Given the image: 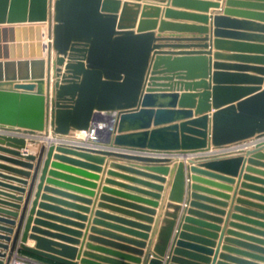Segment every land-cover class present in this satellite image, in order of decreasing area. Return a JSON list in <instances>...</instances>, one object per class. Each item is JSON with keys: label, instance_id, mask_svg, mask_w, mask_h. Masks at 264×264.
I'll use <instances>...</instances> for the list:
<instances>
[{"label": "water", "instance_id": "95a60500", "mask_svg": "<svg viewBox=\"0 0 264 264\" xmlns=\"http://www.w3.org/2000/svg\"><path fill=\"white\" fill-rule=\"evenodd\" d=\"M127 1L121 3L119 0H0V131L10 134V136L0 134V152L8 155L2 156V159L30 170L36 158L16 150V147L25 144V140L18 135L35 138L43 133H51L53 137H66L74 132H88L91 127L105 123L106 119L109 123L114 114L112 130L109 131L108 127L103 131L98 130L96 141L70 146L51 144L49 151L69 149L140 163L144 166V171L158 176H150L132 168L127 170L162 183L164 180L160 176L169 173L167 167L168 164H172L171 160L135 156L114 150L186 155L204 151L210 146L227 148L257 141L249 150L240 148L231 153L188 160L189 164L194 166H188L186 170L194 175L223 181L240 179L244 169L243 156L251 155L252 159L264 157L261 154V151H264V89L257 92L258 88H240L248 81L244 73L248 70L245 65L250 63L263 68L260 70V78L249 82H253L255 87L264 84V79L261 78L264 77V55L253 58L244 55L235 56V59L242 64L235 66V73L231 75L227 72H215L211 94L203 92L198 95L181 96L180 104L189 108L154 109L153 106L158 99L169 98L174 103L178 98L176 94H156L157 91L151 87H155L154 83L159 81L168 82L174 78L177 81L198 80L195 84H185V86L203 87L207 91L208 84L205 80L209 77L210 60L207 58L208 52L201 50L178 54L171 52L152 54V50L156 48L154 43L186 39L155 36L153 28L142 26L144 13L141 14L140 23L136 27V17L139 16L141 5L136 4L138 0H131L134 3ZM178 1L181 2V0H173V2ZM145 9L159 11L158 7L147 3L142 10ZM169 12L170 10L167 9L166 15ZM203 19L207 21V18ZM209 19L212 20L214 27L213 37L233 40L240 37L237 32L241 26L239 21L223 15H215ZM193 29L203 34L207 32L204 27ZM202 40L191 38L190 41L202 43ZM193 47L205 48L201 44H193ZM44 48L47 49V60L43 57ZM250 49L245 47L243 53L248 54ZM216 69L226 71L222 70V66ZM145 82H150V86L142 90ZM50 86L51 95L46 93V88ZM247 93L255 94L240 100ZM196 98H198V112L201 114L207 109L209 101L212 103L215 112L210 120L208 116H199L184 124L166 126L180 117H192L191 109L196 104ZM139 99H141L140 104H138ZM224 104L228 106L224 107ZM102 115L110 116L104 118ZM3 141L7 142L5 147L1 146ZM30 142L36 143L33 139H30ZM12 146L16 147L12 148ZM44 151L45 146L41 145L36 165H39ZM183 168L181 162L173 164L171 171L175 175L170 193L171 199L178 200L182 193ZM0 169L6 173H0V179L3 180L0 182V188L7 190H0V197L3 198H0V264H10L18 250L55 264L142 263L141 259L144 257L142 249L148 245L144 241H149L147 234L130 232L143 242L125 240L117 236L113 237L116 242H110L100 237L101 233L97 232V236L86 235L77 252L61 245L53 248L45 237L55 238V236L35 228L32 230L33 235L29 237L25 233L21 234L29 197L36 179L37 166L30 183H28L30 178L28 172L7 166H0ZM198 176L192 178L188 176L187 179L200 182ZM144 185L151 191L131 186L124 187L152 200H142L128 194L123 196L155 208L157 204L152 201L160 199L159 192L162 191V187L154 184ZM187 188L191 191L188 193L185 205L190 207H200L195 201L206 199L195 194V191L212 193L197 184L190 183ZM25 193L24 199L22 195ZM116 204L129 206L150 216L154 214L153 210L124 202L116 201ZM201 207L208 210L204 206ZM177 209L179 210L180 206H177ZM184 212L192 213L188 209ZM194 213L198 217L209 218L199 212ZM131 215L138 220H144L145 223H152L149 217ZM183 221L206 226L189 218H183ZM171 225L172 222L163 220L157 234L154 253L149 256L147 254L142 264H161L162 252L166 250V244L172 235ZM134 226L145 232L150 231L149 226L139 224ZM207 227L212 226L207 225ZM24 229L26 230L27 226ZM181 229L188 228L182 223L178 226L164 264H200L177 257L201 259L182 250L185 246L182 240L194 238L181 232ZM27 239L34 241L35 246H26ZM86 240L100 246H86L90 252H83ZM103 247H111L114 251ZM188 247L198 253L207 252L196 246ZM91 251L107 257L98 256ZM217 255L218 248L211 264H214Z\"/></svg>", "mask_w": 264, "mask_h": 264}, {"label": "crops", "instance_id": "0c3cea01", "mask_svg": "<svg viewBox=\"0 0 264 264\" xmlns=\"http://www.w3.org/2000/svg\"><path fill=\"white\" fill-rule=\"evenodd\" d=\"M119 1L123 3L127 0ZM127 2L134 3V1L131 0ZM137 2L136 4L141 5V8L138 18L136 17V27L140 23L141 14L144 13L145 17L142 19L144 24L142 26L153 28L152 31L155 36H175L178 39H186L183 41L154 43L156 44V48L152 50V54L155 52H171L178 54L181 52L185 53L201 50V52H208L207 58L210 60L209 77L205 80L206 84H208L207 91L203 87L193 88L185 86V84H195L198 80L177 81L175 80L176 78H174L168 82L159 81L154 83L155 87H151L157 91L156 94H176L178 98L174 103L169 98L158 99L153 106L154 109L189 108L180 104L181 96L183 94L198 95L203 92L211 94V89L214 86L213 74L215 72H227L231 75L235 73V66L242 64L235 59V56L244 55L253 58L254 56L264 55V0H181V2H173V0H138ZM145 3L158 7L159 11L156 12V10L153 9L142 10ZM167 9L170 10L168 15H166ZM215 15H223L229 19L239 21L241 26L237 32L240 34V37L237 40L225 37H213L212 30L214 27L212 25V20L209 18ZM203 18H207V21H204ZM154 20H156V24H154ZM197 27H204L207 32L204 34L197 32L193 29ZM191 38H201L203 40L202 43H197L195 41H190ZM45 40L47 42L46 37ZM193 44H201L204 45L205 48H194ZM245 47L251 48L248 54L243 53ZM46 50L47 49L44 48V60H47ZM217 65L222 66V70L226 71H217ZM245 66L248 67L247 72L244 73L248 81L240 88H258L259 91L257 92H260L264 89V84L262 83L258 87H255L252 84L253 82H249V80L260 78V70L263 67L253 65L252 63L246 64ZM52 74L53 71L51 68V82ZM261 78L262 80L264 79V77ZM169 85L172 87H163ZM148 86H150V82H145L142 90L148 88ZM50 90H52L51 86L48 89L46 88V93L48 92L51 95L52 91ZM252 94H244L240 100ZM140 100L141 99L138 100V104H140ZM195 100L196 104L193 109H191L193 113L192 117H180V119H176L174 123L166 126L184 124L199 116H208L210 120L211 115L215 112L212 103L209 101L207 109L201 114L198 112V98ZM223 106L225 107L228 105L224 104ZM109 116L110 115H102L104 118H109ZM107 122L108 119H106L105 123L99 124L101 126L107 125ZM152 122L151 124H153ZM103 128L102 130H106L105 127ZM0 134L10 136V134L1 131ZM18 137L23 138L25 144L19 147L15 146L17 148L16 150L22 154L25 152L36 158L32 163V169L27 170L19 165L7 163L2 159V156L8 155L2 152H0V166H7L14 170L28 172L30 174L28 183L31 182V177L37 166L36 179L29 197L21 234L25 233L26 236L29 237L33 235L32 230L35 228L55 236V238L45 237V240L50 242L53 248L57 245H61L73 249L75 252L79 251L86 235L88 237L97 236V232L101 233L100 235L102 236L100 237L110 242H116L113 240V237L116 236L124 238L125 240L143 242L139 237L133 236L130 232L147 234L149 241H144V243L148 245L142 249L144 257H142L141 260L143 263L147 254L149 256L154 253L158 231L163 220L166 219L172 222V235L169 242L166 244V250L162 252L163 260L161 264L165 263L174 235L181 223L186 225L188 229H181L180 231L194 238L182 240L185 244L182 250L194 254L201 259L177 256L179 258L200 262V264H211L215 251L218 248V255L214 264H264V157L252 159L251 155L243 156L244 169L242 171V177L240 179L233 178L229 181L194 175L192 172L186 170V167L194 166L189 164L188 160L231 153L240 148H243L242 150H249L257 141L227 148H214L210 146L204 149V151L186 155H167L150 151L137 152L123 149L114 150L116 152L135 156L166 158L171 160L172 164H168L167 167L169 173L160 176L164 181L158 183L150 178L137 175L127 170V168H132L133 170H138L150 176H158L144 171V166L140 163L116 160L112 157L72 151L69 149H64L65 151H57L56 149L49 151V146L51 144L54 146L84 145L86 139L82 132H74L66 137H53L51 133H49V135L43 133L35 138L27 135H18ZM30 139L35 140L36 143H31ZM6 145L7 142L3 141L1 146L5 147ZM41 145L45 146V151L40 158L39 165H36ZM13 147L14 146H12V148ZM261 154L264 155V151H261ZM179 162H181L184 167L182 170L183 185L181 187L182 193L179 199L176 200L170 198L175 175L171 170H173V164ZM0 173L6 174L2 169H0ZM13 176L16 175L13 174ZM188 176L191 178L192 176H198L201 181L195 182L191 179L188 180ZM2 181L3 180L0 179V182ZM190 183L202 186L212 192L203 193L195 191V194H198L201 198H206L195 201L200 207L185 205L188 199V193L191 191L187 188V185ZM10 184L16 186L14 183ZM144 184H154L162 187V191L159 192L160 199L152 201L157 204L155 208L144 203L131 201L123 196V194H128L141 198L142 200H152L146 196L131 192L124 187L131 186L141 190L151 191V189ZM0 190L5 189L0 188ZM27 190L28 186L26 187V192ZM22 197L25 199L26 193L23 194ZM0 198L3 199L2 197ZM116 201L153 210L154 214L150 216L144 212H138L129 206H123L122 204L118 205ZM21 206H23V203ZM177 206H180L179 210ZM201 206L208 208V210ZM186 209L190 210L192 213L185 214L184 210ZM194 212H199L209 218L198 217ZM131 214L149 217L152 223H145L144 220H138ZM183 218H189L193 222H201L206 224V226H199L192 222L183 221ZM134 224L149 226L150 231L145 232L138 229ZM207 225L212 227L209 228ZM26 226L27 229L25 230L24 228ZM163 226L167 227L168 224H163ZM21 236L22 235H20V237ZM148 242H151V244ZM122 244L125 245V243ZM26 246L34 247L35 242L27 239ZM86 246L96 247L100 245L89 243V241L86 240L85 247L82 250L83 252H90L86 249ZM188 246L203 248L207 252L198 253ZM175 247L177 248L176 245ZM103 248L114 251L111 247ZM91 253L101 257H107L106 255L92 251ZM15 256L43 261V259H38V257L35 256L31 257L20 250L16 252ZM150 258L152 257L150 256Z\"/></svg>", "mask_w": 264, "mask_h": 264}, {"label": "built area", "instance_id": "2783aa9c", "mask_svg": "<svg viewBox=\"0 0 264 264\" xmlns=\"http://www.w3.org/2000/svg\"><path fill=\"white\" fill-rule=\"evenodd\" d=\"M112 119L109 121V123L107 125H100L98 124L97 127H91L89 129L88 132H82L84 134V137L86 139V141L89 142H94L97 140L98 137V130L103 131L102 129H104L103 127H105V129L108 127L109 131L112 130V127L114 125V114L112 115ZM10 264H51L48 262H43V261H37L28 257H20V256H15Z\"/></svg>", "mask_w": 264, "mask_h": 264}, {"label": "trees", "instance_id": "16d2710c", "mask_svg": "<svg viewBox=\"0 0 264 264\" xmlns=\"http://www.w3.org/2000/svg\"><path fill=\"white\" fill-rule=\"evenodd\" d=\"M28 255L31 256V257H34V256L30 255V254H28ZM38 259H40V258H38ZM43 261L51 263V264H55V263H52V262H49V261H46V260H43Z\"/></svg>", "mask_w": 264, "mask_h": 264}, {"label": "bare ground", "instance_id": "6f19581e", "mask_svg": "<svg viewBox=\"0 0 264 264\" xmlns=\"http://www.w3.org/2000/svg\"><path fill=\"white\" fill-rule=\"evenodd\" d=\"M47 42H48V40H47ZM50 91H52V90H50ZM48 135H49V134H48ZM179 160H180V159H179ZM179 160H178V161H179Z\"/></svg>", "mask_w": 264, "mask_h": 264}]
</instances>
